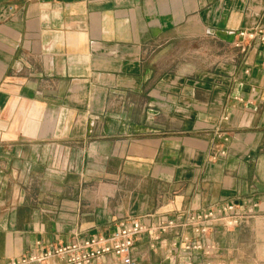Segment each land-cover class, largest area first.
<instances>
[{
	"label": "crops",
	"instance_id": "obj_1",
	"mask_svg": "<svg viewBox=\"0 0 264 264\" xmlns=\"http://www.w3.org/2000/svg\"><path fill=\"white\" fill-rule=\"evenodd\" d=\"M264 0H0V264L234 202L253 216L148 232L138 264H264Z\"/></svg>",
	"mask_w": 264,
	"mask_h": 264
},
{
	"label": "built area",
	"instance_id": "obj_2",
	"mask_svg": "<svg viewBox=\"0 0 264 264\" xmlns=\"http://www.w3.org/2000/svg\"><path fill=\"white\" fill-rule=\"evenodd\" d=\"M238 36L234 45L245 51L252 42H264V27L258 24L253 28L242 29ZM252 209V206L241 207L237 203L228 202L207 210L167 218L149 226L136 221L125 223L109 235L75 237L69 242L57 243L12 258L5 264H138L133 256V248L136 238L144 232H148L154 239H158L160 233L181 229H190L197 235H203L218 224L226 227L242 224L253 216ZM183 239L186 251H202L205 256L196 262L187 259L183 264H215L213 259L217 255L214 244L190 239L188 236Z\"/></svg>",
	"mask_w": 264,
	"mask_h": 264
}]
</instances>
